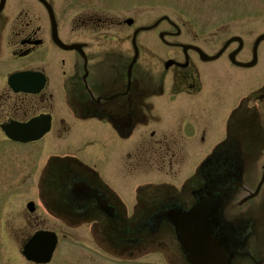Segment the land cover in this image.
Returning a JSON list of instances; mask_svg holds the SVG:
<instances>
[{
	"label": "flooded vegetation",
	"instance_id": "obj_1",
	"mask_svg": "<svg viewBox=\"0 0 264 264\" xmlns=\"http://www.w3.org/2000/svg\"><path fill=\"white\" fill-rule=\"evenodd\" d=\"M33 1L39 3L37 0ZM48 1L53 3L57 20L55 38L47 11L40 3L41 6L39 4L38 6L41 7L42 13L28 8V10L11 14V16L0 17V180L9 179L11 184L13 179H22V186L21 183H17V185L14 184L16 186L0 187V226L12 225V216L9 218V213L18 208L21 213L17 214V217L23 219V224L20 226L23 234L32 222L40 225L45 219L33 216L32 220L31 214L25 209L26 204L16 202L19 200V196L23 195L22 189L26 185V180L31 178L35 172L29 170V159L24 151L12 149V147L22 148L29 144L10 140L5 133V128L14 123H17V126L27 124L40 116H50L51 129L46 136H50L52 142H61L65 138V134H70L74 125H77L80 120L88 118L86 116L91 118L94 113L105 117L119 115L120 118H117L116 121L121 120V115L127 112L125 98L132 89H135L133 92L135 102L134 108H130V113L131 117L137 120L138 88L142 83L143 76L154 70L152 65L143 64V51H146L150 56L159 52L157 45L153 42L146 48L140 45L141 33L136 39L137 47H135L134 35L142 27V25H138L142 12L138 9L126 10L122 0H68L62 8L58 7L56 0ZM127 19L132 20V23L128 24ZM164 23L167 24L165 27L169 29H162L161 33L165 34L168 41H166L167 44L165 43L169 51L167 61L172 62V65L166 68L162 63L160 80L164 78V75L172 73L170 80L166 79L168 88L166 93L171 97L181 96L184 99L189 98L191 101L190 99L196 98L202 91V106L199 110L195 108V112L169 107L164 113L166 121L163 124H161V118L150 115L149 121L151 120V122L147 128H142L145 130L144 138H141L142 133L136 135L135 147L132 150H119L118 152L120 157H124V160L130 162L135 168L131 170L125 162L123 166H118V169L121 171L122 167H127L135 176L142 175L144 171L158 174L163 172L159 168L167 162V167L170 170L163 173L173 175V179H176L175 177L180 172L175 169V166L182 163V155L176 150L182 147V141L170 139V133L164 130L172 131L174 136L177 133L180 137L182 136L181 131L186 132L191 129L203 130V135H205L206 130L216 126L224 128L238 106L233 105L235 98L230 107L226 106V99L230 101L232 97V95H229L230 98L226 97L230 93V84L227 85L229 81L216 80L215 90L206 94L203 75L201 82V74L195 65L196 61L202 62L198 52L193 48L185 51L184 47L179 46L180 44L199 46L208 53L205 46V43L208 42L207 39L202 37L201 44L198 35L192 30L176 28L172 21ZM126 30L131 31L130 41H128L129 50L127 53L112 52V49L122 50L117 44V37ZM155 33L157 34V31L154 30L150 34L156 36ZM240 36L246 39L243 33H240ZM55 40H60L66 46L76 47L73 50H67ZM251 48L250 45H246V47L244 45L237 56L240 61L250 62L253 59L254 51ZM237 49L238 44L234 43L223 56L228 60V55ZM217 51L218 49L209 54H214ZM136 53L138 60L132 68L129 90L130 76L128 72ZM203 65L205 63L202 62ZM15 76L20 78L16 80L15 87H13L10 84V79ZM32 77H35L33 79H43V86L37 93L15 90V88L21 89V87L32 88L31 85L27 86L26 82ZM158 83L160 82L158 81ZM262 88L264 89V87ZM258 99L264 103V94L261 93ZM254 103L252 99H249L246 104L248 107ZM123 120L126 125V118ZM97 123L110 127L109 121H97ZM156 124H161L156 127H163L160 132L151 128ZM148 137L151 138L148 139ZM108 156L109 158L105 162L109 164L107 167L109 178L114 174L113 167H110V158L113 162L115 156L114 153L108 154ZM5 158L15 159L17 167L14 168L12 165L3 167ZM46 167L47 165L43 166L40 171L41 177L51 175V172L46 171ZM20 175L21 177H19ZM25 189L28 193V189ZM28 195L30 194L28 193ZM48 199L54 202L55 194H51ZM38 201L45 210L52 209L49 200L44 202L39 197ZM91 220L92 242L97 250L99 248L101 250L106 247L105 231L109 223L98 213H93ZM11 236L15 237L13 232H11ZM11 236L9 234L8 236L0 235V238L7 242L9 241L7 237L13 239ZM95 252L97 251L95 250ZM92 262L95 264L96 260L94 259ZM103 262L107 261L103 259Z\"/></svg>",
	"mask_w": 264,
	"mask_h": 264
},
{
	"label": "rangeland",
	"instance_id": "obj_2",
	"mask_svg": "<svg viewBox=\"0 0 264 264\" xmlns=\"http://www.w3.org/2000/svg\"><path fill=\"white\" fill-rule=\"evenodd\" d=\"M58 3H57V2ZM56 4L58 7L64 6V4L68 0H56ZM124 6L126 7V10L134 9V5H140L142 7V16L139 17L138 25L142 26H148L152 25L157 21L159 18H161L164 15L169 16L173 21L178 23L180 26L185 28H191L196 31L200 35L201 40H199V43L202 44V36H206L207 44L206 51L209 53L215 52L217 49H219L224 40L230 37L231 35L240 34L243 33L246 41L250 44L253 42V39L257 38L261 33H264V0H122ZM114 6V5H113ZM30 8L33 11L42 13L41 7L38 6V4L35 1H29V0H8L7 7L5 14H8L11 16V14H15L18 12H22L23 10H28ZM223 27L229 28L228 32L226 34L219 33L217 38H214V35L223 29ZM164 29H169L168 27H160L159 31ZM117 32V30H115ZM131 31L122 32L118 39V45L123 50L118 49H112V52H124L127 53V50H129V35ZM113 34V32H112ZM154 34V33H153ZM153 34H144L141 37L140 45H143L144 48L147 47L148 44L151 43V37ZM156 34V33H155ZM157 35V34H156ZM153 44L158 46L159 52L156 54H153L150 56L146 51H143L142 56V62L145 65H152L154 68L153 72H150L152 77L156 80L162 75V70H160V67H162V63L168 59L169 51L166 47L163 46L161 41L156 39L155 36L152 37ZM190 41V40H188ZM155 48V47H154ZM161 48L163 50H161ZM262 50V63L260 66L247 70H239V69H233L232 71H229L227 68L228 62L227 60H219L216 62H212L209 64H205V66L200 64L198 61L195 62V65L197 66L201 77L203 75L204 81H205V92L208 95L209 91L215 90L214 85L216 80L217 81H224L228 82L225 78V76L230 77L229 82L227 85L230 84V93L226 96L227 98L229 95H232L231 100L228 101L226 99V106L230 107V105L234 102L235 95L238 94V100L241 98L247 96L250 92H252L249 96V99H252L255 103L250 104L252 108H256L259 110L260 114L263 116V124L261 127V135L260 137L263 138L264 141V103L263 101L258 102V96L259 94H264V43L261 45ZM167 51V53H166ZM165 52V53H163ZM173 55V54H171ZM228 70V71H226ZM226 71V73H225ZM172 74V73H171ZM164 75V78L170 80V75ZM202 81V80H201ZM227 86V87H228ZM214 88V89H213ZM254 92V93H253ZM200 94V93H199ZM198 94V95H199ZM200 98H197L192 101L186 102V105L193 106L197 110L200 109L202 106V94L199 95ZM182 100L175 102L179 105L184 103L183 97L179 96ZM177 98V96H173V98L167 97L163 100H154L155 103L158 104V106L161 108V110L166 109L167 106L163 103H166L167 101H171ZM230 98V97H229ZM189 98H186L185 100H188ZM158 106L154 107V110L157 112H161L160 108ZM218 107V106H217ZM224 111V110H222ZM156 115L158 118L162 119V123H165L166 118L165 116ZM191 118V116H190ZM156 124L153 125L151 128L157 129L158 132L163 128L156 127ZM109 127H104L102 125L97 124L96 122L90 121V122H80L77 125H74L72 127L75 137L70 136V134H65L64 139H72V142H52L50 136H46L43 140L40 142H36L34 144H29L24 147H12V149H19L21 151H24L26 155L32 156L31 162L29 164V170L33 171L37 170V164L35 162L38 161V159H46L50 156H61L63 154L67 153H74L78 157H81L83 161L86 163L89 162L91 164H96L99 168L100 173L108 178L107 176V167L109 164H106V159L109 158V155H112L114 153L115 160L114 162H111L110 158V167H113V173L111 177H109V181L111 184L116 186L118 190L120 191V194L122 195L123 192L125 193H132L135 186H139L141 184H144L146 182H151L154 184H161L169 180H173L172 175H166L162 174L163 172H167L170 169L167 167V162L165 165L161 166L159 168L160 171H163L161 173H154L150 172L147 173V171L143 172V175L135 176L133 172L129 171L127 167H122L119 171L118 166L124 165L126 162L128 166L133 170L135 168L130 162H127V160H124V157H120L117 155L118 152H115V150H123L126 149L132 150L135 147V139L124 142L117 139L115 136V132H113L111 129H108ZM172 129V128H171ZM167 133H170V139L172 140H181V137L177 135L174 136L172 134V131L165 129ZM145 131L139 130L136 132V135H139L142 133V137L144 138ZM203 132V130H202ZM149 135V134H148ZM224 130L223 128L216 126L212 129L206 130L205 135V144L202 142L203 135L199 134L195 137L192 136V133H188L187 137L192 139L190 140V147L188 146L189 143L186 145L188 147L187 152H185V160L182 165H185V169L188 171L187 174H190L193 172V169L196 168L198 163L201 161V158L204 157L205 154H207L209 151L213 149V147L219 143L223 138ZM173 138H172V137ZM136 137V136H135ZM151 137H148L150 139ZM260 140H262L260 138ZM184 143H186L185 140H183ZM50 145H49V144ZM193 143V145H192ZM203 143V145H202ZM182 145V144H181ZM263 147V146H262ZM28 151V152H27ZM31 154V152H33ZM40 151L39 153H37ZM108 151V154H106ZM261 155L257 158V161L252 162L250 165V173L251 176L249 179L245 180V182H248L250 187L255 188L257 183L260 180V177L262 175L263 167H264V150L259 149L258 150ZM36 152V153H35ZM176 152L180 153L181 148L177 149ZM31 154V155H30ZM35 154V155H34ZM171 155V154H170ZM112 157V156H111ZM170 157V156H169ZM187 159V162H186ZM122 161V162H121ZM39 162H41L39 160ZM37 162V163H39ZM27 163V162H26ZM46 161L43 162L45 164ZM12 165L14 168H16V160L13 158H5L2 166L8 167ZM41 164H39L40 166ZM27 166V165H26ZM249 170V169H248ZM39 171V170H38ZM146 174V176H145ZM175 178H178L176 176ZM7 180H0V187H9L11 185L16 186L14 182L10 184V182ZM12 180V179H11ZM34 180V179H33ZM114 181V183H113ZM26 185L29 187V194L26 193ZM25 185V187L22 189L23 195L16 196L19 200L16 202H26L27 200H35L38 197V191H36V182H31L30 180ZM22 186V184H21ZM264 191V190H263ZM122 192V193H121ZM23 201H20L22 200ZM259 202L264 203V194L262 196V199L259 200ZM252 205H255V202L251 203ZM16 206V205H14ZM259 206V205H257ZM18 208L13 210L9 213V218L12 216V225H7L3 228V230L0 232L2 236L10 235L11 232L14 233L15 237L12 240L9 238L10 244H7V242L0 241V264H31L28 263L24 257L21 255L22 247L24 243L28 239V234H33L35 231L38 230H51L59 233L61 240L60 244L58 246V250L56 252V255L54 257V260L51 264H93V260H96L95 264H117V263H110V262H103L102 255L92 254L96 253L93 249V242L91 240V233H90V226H83L78 229L72 230L69 227H66L65 225H62V223L54 219L50 216V212H45L43 210V207L40 206V209L35 213L31 214V219L33 220V216H39L41 219H45L43 223L40 225H35L33 222L29 227H27V231L23 234L22 233V227H20L23 223V219L17 217V214H19ZM1 229V228H0ZM21 230V231H18ZM260 234L264 233V227L263 229H259ZM12 237V236H11ZM13 238V237H12ZM17 238V240H16ZM166 236H163L161 240H159V249L165 250L164 241H166ZM173 249V246H172ZM3 251V254L1 253ZM11 251V252H10ZM92 252V253H91ZM162 254V253H161ZM163 255V254H162ZM165 256V255H164ZM11 257V258H10ZM12 257L14 258L13 260ZM160 258H156L157 264H165L164 260L162 259V256L159 255ZM117 261V260H116ZM115 261V262H116ZM118 264H136L135 260L132 259L128 262L124 261H118ZM147 264V263H146Z\"/></svg>",
	"mask_w": 264,
	"mask_h": 264
},
{
	"label": "water",
	"instance_id": "obj_3",
	"mask_svg": "<svg viewBox=\"0 0 264 264\" xmlns=\"http://www.w3.org/2000/svg\"><path fill=\"white\" fill-rule=\"evenodd\" d=\"M5 2H6V0L1 1L0 12L4 9ZM262 41H264V35L261 36L257 40L256 48L258 47V45ZM230 43H231V41L228 44H230ZM217 57H219V56H217ZM217 57H215V58H217ZM215 58H213V59H215ZM210 59H212V58H210ZM231 59L234 61L235 56L232 55ZM255 63H256V61H254L253 63H251L249 65L252 66ZM47 126H48V124H47ZM185 216L186 215L180 211H167V212L161 213L158 216V219L159 220L168 219L170 221H175V222H177V220L184 221V225L182 223H179L180 226L178 227V229L180 231V236H181V239H182V241L186 247V250L191 254V256L192 255L195 256V255H197L196 250H199V248L194 247V245H195V243L199 242V240H200V235H201L200 231L202 229V224H197L194 226V225L188 223V221H192V220L199 221L200 219L208 218V208L206 206L205 208L197 210L194 215L190 214L189 215L190 219H187V217H185ZM44 236L48 237V235H44ZM40 243H41V239H38L34 243L33 248H30L26 255H27L28 259L35 261L37 263H47L51 260L52 254L54 252L56 241H54V243L52 242V246L48 249L47 252L38 255L40 252L37 249L39 248ZM210 250H214V249L211 247L207 248L205 254H202V261L200 262L201 264H212L211 260L213 259V257H212L213 252H211Z\"/></svg>",
	"mask_w": 264,
	"mask_h": 264
}]
</instances>
